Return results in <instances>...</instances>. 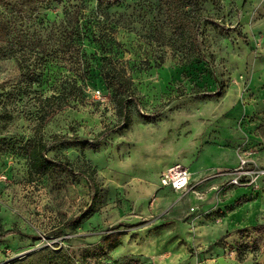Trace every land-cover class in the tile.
<instances>
[{"label": "rangeland", "instance_id": "rangeland-1", "mask_svg": "<svg viewBox=\"0 0 264 264\" xmlns=\"http://www.w3.org/2000/svg\"><path fill=\"white\" fill-rule=\"evenodd\" d=\"M63 2L79 11L69 48L55 2L0 3L15 35L48 46L27 57L32 85L0 61V232L20 233L0 242V264H264V0H199L210 65L185 63L160 0ZM102 68L131 83L126 129ZM38 142L55 168L30 177ZM241 158L263 172L251 186L222 176ZM175 164L206 180L183 197L160 188Z\"/></svg>", "mask_w": 264, "mask_h": 264}, {"label": "trees", "instance_id": "trees-1", "mask_svg": "<svg viewBox=\"0 0 264 264\" xmlns=\"http://www.w3.org/2000/svg\"><path fill=\"white\" fill-rule=\"evenodd\" d=\"M30 2L32 4L38 3L40 0H0V3L9 9L19 8L22 4ZM43 1V0H41ZM53 1L57 6L63 8L64 20L61 24L66 36L63 39V45L69 48L72 44L74 34L79 33V28L76 23H79L78 7L76 5L68 4L66 6L63 0H44ZM125 0H98V7H105L106 10L118 7L124 3ZM160 4L164 11L165 23L168 26L171 39L174 45L185 52V63L191 62H205L206 60L202 48V41L200 40V21L202 19V8L199 0H160ZM156 33V32H155ZM155 41H162V34L156 33ZM81 44V41L79 42ZM46 42L41 38H30L28 36L15 35V28L12 24L11 18L5 14H0V61L13 60L16 67L21 71L25 77V81H29L32 85L34 81L35 68L32 62H29L27 57H31L32 53L40 55V59L47 56ZM23 51L24 56H18V51ZM39 53V54H38ZM29 54V55H28ZM27 55V56H25ZM162 61V60H161ZM100 78L107 90L111 92L113 102L116 107V113L122 123L121 128L128 127L127 109L130 107L133 93H131V83L123 76L113 70H100ZM100 91V90H99ZM218 95V93L208 94V96ZM2 94H0V102L2 101ZM102 135V134H100ZM46 146L38 142L33 146L27 147L26 155L29 161V176L30 177H44L54 170L55 164L46 157ZM95 197V196H94ZM94 213L92 207L81 214L74 216L67 220L61 227L62 230L66 228L76 229L84 222H86ZM118 228L115 227V229ZM15 234H20L15 229H8L0 232V242ZM27 238L36 240L38 237L27 235ZM118 242L115 240L111 243L110 249H115Z\"/></svg>", "mask_w": 264, "mask_h": 264}, {"label": "built area", "instance_id": "built-area-1", "mask_svg": "<svg viewBox=\"0 0 264 264\" xmlns=\"http://www.w3.org/2000/svg\"><path fill=\"white\" fill-rule=\"evenodd\" d=\"M101 92L96 90L94 97L100 98ZM263 175V172H259L255 169L249 168L248 160L241 158L240 163L234 170L225 172L222 176L229 177V184L235 187L251 186L256 182V179ZM189 172L186 167L175 164L167 168L160 178V186L163 188H170L174 192L185 196L195 186L189 185ZM244 179V180H243ZM191 211L194 209L191 208Z\"/></svg>", "mask_w": 264, "mask_h": 264}, {"label": "crops", "instance_id": "crops-1", "mask_svg": "<svg viewBox=\"0 0 264 264\" xmlns=\"http://www.w3.org/2000/svg\"><path fill=\"white\" fill-rule=\"evenodd\" d=\"M187 168V167H186ZM187 170H188V172H189V175L191 176V173H190V171H189V169L187 168ZM190 176H189V178H190ZM225 178H227L228 180H229V177H227V176H224ZM206 179H202V180H198V181H196L195 183H191V181H190V179H189V185L191 184L192 186H196L197 184H200L201 182H203V181H205ZM160 188H163V187H160ZM163 189H165V188H163ZM170 191H173L172 189H170V188H168ZM174 192V191H173Z\"/></svg>", "mask_w": 264, "mask_h": 264}]
</instances>
